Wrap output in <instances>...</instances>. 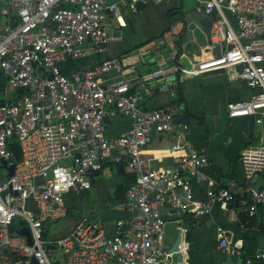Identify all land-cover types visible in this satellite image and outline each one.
<instances>
[{
  "label": "built area",
  "instance_id": "1",
  "mask_svg": "<svg viewBox=\"0 0 264 264\" xmlns=\"http://www.w3.org/2000/svg\"><path fill=\"white\" fill-rule=\"evenodd\" d=\"M195 2L199 13L213 17L210 48L220 52L195 59L187 68L173 51L177 70L187 75L233 70L257 93L249 101L229 103V116H254L262 124L264 0ZM164 3L0 0V74L6 80V99H15L0 104V264H32V258L38 264H60L54 260L57 254H62L63 264H168L172 254L161 248L165 207L197 218L209 215L215 203H231L240 192L248 200L251 217L264 208V188L254 183L264 171V143L242 152L243 183L231 179L226 189L208 192L204 202L195 201L192 185L205 180L201 169L208 159L192 143L189 124L176 120L182 105L144 110V96L132 94L130 81L123 76L121 57L62 73L70 61L90 60L105 52L114 29L127 26L125 12L137 15L143 6ZM110 73L122 76L102 83ZM165 74L160 66L144 73L141 81ZM113 113L130 125L115 138L106 133V119ZM155 133L174 137L170 148L174 166L149 167L145 149ZM15 145L21 153L18 162ZM110 161L123 164L134 178L126 201L117 205L129 217L116 222L115 234L107 236L100 221L84 217L66 236L45 237L48 223L68 217L66 197L90 190L93 173ZM17 218L30 228L33 245L13 228ZM218 239L227 255H244L242 243L229 241L222 228ZM243 264H264V251L244 257Z\"/></svg>",
  "mask_w": 264,
  "mask_h": 264
},
{
  "label": "crops",
  "instance_id": "2",
  "mask_svg": "<svg viewBox=\"0 0 264 264\" xmlns=\"http://www.w3.org/2000/svg\"><path fill=\"white\" fill-rule=\"evenodd\" d=\"M173 11L186 16L185 21L176 22L175 16H170ZM124 15L127 26L114 29L107 50L83 63V67L88 68L108 58L121 57L124 63L123 76L129 79L132 92L144 96L146 107L168 108L177 101L178 105L183 106L176 120H185L189 124L192 143L208 159L201 169L205 180L192 185L195 201L204 202L208 192L226 189L231 179L243 183L241 154L245 149H255L264 143V115L262 124H257V117L254 116L231 118L228 104L249 101L257 91L238 79L233 70L187 75L177 70L178 63L171 58L173 51H179L178 36L183 31L181 60L187 57L191 63L207 54L218 55L220 50L217 47L210 48L213 17L199 13L195 0H165L162 5L144 6L137 15L128 12ZM160 66L164 68L165 76L148 83L141 81L144 73ZM178 72L180 77L177 76ZM121 76L119 73H110L102 78V83L106 84ZM129 127L128 120L118 113L106 119L109 137H118ZM174 141L171 135L155 133L152 136L145 149L149 167L158 169L176 164V158L170 154ZM92 177L91 190L97 203L102 204V213L101 219H91L100 221L107 236L111 237L116 232V222L129 217L111 199L117 188L131 181L132 175L123 164L110 161L102 171L93 173ZM254 183L257 188H264V171L255 178ZM85 193L66 197L69 211L75 209L69 197L78 200ZM177 193L184 196L182 189ZM247 207L248 200L240 192L231 203H215L209 215L197 218L165 207L162 211L166 221L165 242L170 245L179 233L183 235V261L179 262L174 257L168 264H243L246 255L232 257L219 248L218 228L224 230L229 241L242 243L245 253L264 251V208L259 209L257 217H251ZM71 230L64 231L60 237L66 236Z\"/></svg>",
  "mask_w": 264,
  "mask_h": 264
},
{
  "label": "rangeland",
  "instance_id": "3",
  "mask_svg": "<svg viewBox=\"0 0 264 264\" xmlns=\"http://www.w3.org/2000/svg\"><path fill=\"white\" fill-rule=\"evenodd\" d=\"M187 1V0H186ZM6 91H4L0 95V99H6L5 96ZM90 192L85 193L83 196H80L78 200H76L75 197H69L70 202L74 206V210L70 213V215L62 219L60 221L56 222H50L47 224L46 231L48 232V237L53 238L57 237L60 238V235L65 231H70L74 225L76 224V221L83 217H92V218H100V213H102V204H98L96 199L93 195V190H88ZM87 192V191H86ZM76 201V203H75ZM73 209V208H72ZM101 219V218H100ZM54 260H58L60 264H63L62 262V254H57L54 256Z\"/></svg>",
  "mask_w": 264,
  "mask_h": 264
},
{
  "label": "trees",
  "instance_id": "4",
  "mask_svg": "<svg viewBox=\"0 0 264 264\" xmlns=\"http://www.w3.org/2000/svg\"><path fill=\"white\" fill-rule=\"evenodd\" d=\"M143 7H141V9H143ZM185 31L181 32L178 36V48H179V51H178V54H177V59H179L181 56H182V48H181V40L183 38V35H184ZM89 61L88 59H84V60H79V61H76V62H73V61H70L66 66H63L61 68L62 70V73L64 74H69L70 71H76V70H79V69H85L87 67H83V63ZM180 73L178 72L177 73V76H179ZM6 91V80L4 79V77L0 74V95ZM132 94H135L134 92L131 91ZM21 94V91L20 92H17L15 95H20ZM181 95V94H180ZM182 99V98H181ZM15 101V99H10V100H7V99H0V104H5V103H13ZM179 102H180V99H179ZM178 101L175 103H172L170 106L172 105H178ZM143 109L146 110V111H151V110H161V109H167L166 107H161V106H155L154 108H148L146 107V103H143ZM14 160L16 162L20 161L21 160V153H20V149L18 148V146L15 145L14 147ZM105 168V167H104ZM134 181V178L132 176L131 178V181L129 183H127L126 185H122L120 186L119 188L116 189V192H115V195L114 197H112L111 201L113 202V204H121V203H124L126 201V192L129 188V186L131 185V183ZM72 212V210L69 211V215L70 213ZM68 215V216H69ZM13 228H16L15 225L13 226ZM46 228L47 226L45 227V237L48 236V232L46 231ZM246 249L244 248V251ZM254 253H245L244 252V255H246L245 257H248V256H251L253 255Z\"/></svg>",
  "mask_w": 264,
  "mask_h": 264
},
{
  "label": "water",
  "instance_id": "5",
  "mask_svg": "<svg viewBox=\"0 0 264 264\" xmlns=\"http://www.w3.org/2000/svg\"><path fill=\"white\" fill-rule=\"evenodd\" d=\"M178 13H179L178 11H173L170 14V16L171 17L172 16H177V15H179ZM185 18H186V16L179 15L178 17L175 18V21L176 22H180V21L184 22ZM182 61L186 63V67L187 68H191V63L187 59V57H183ZM242 69H243L242 66L238 67L239 71H242ZM2 162H3V166L7 165V161L6 160H3ZM10 169H11V174H13L14 167H11ZM15 227L19 230L21 235H23V236H25L27 238L28 244L29 245H33V238H32V235H31L30 228L25 225V222L21 218H17L16 219ZM182 245H183V235H182V233H179L177 238H176V240L174 241V243H172L170 245L167 244L165 242V239H164L163 244L161 245V248H162L163 251H168L170 254H172V257L170 259L171 261L175 257V258H177V260L179 262H182L183 258H184V254L182 252ZM31 263L32 264H38L37 261L34 258H32Z\"/></svg>",
  "mask_w": 264,
  "mask_h": 264
},
{
  "label": "flooded vegetation",
  "instance_id": "6",
  "mask_svg": "<svg viewBox=\"0 0 264 264\" xmlns=\"http://www.w3.org/2000/svg\"><path fill=\"white\" fill-rule=\"evenodd\" d=\"M178 16H179V15L175 16L174 19H175L176 17H178Z\"/></svg>",
  "mask_w": 264,
  "mask_h": 264
}]
</instances>
